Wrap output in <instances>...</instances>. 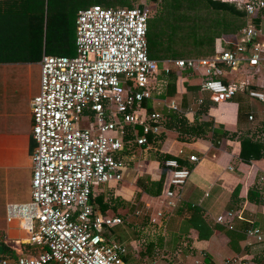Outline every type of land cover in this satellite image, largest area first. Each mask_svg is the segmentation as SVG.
<instances>
[{"label": "built area", "instance_id": "built-area-1", "mask_svg": "<svg viewBox=\"0 0 264 264\" xmlns=\"http://www.w3.org/2000/svg\"><path fill=\"white\" fill-rule=\"evenodd\" d=\"M221 1L237 4L246 15L264 10V0ZM148 17L144 6L88 5L75 17L73 55L42 53L39 90L29 107L35 143L30 198L6 203L4 208L5 221H16L26 234V244L39 250L27 249L14 257L0 252V264H126L125 247L104 235L108 226L121 219L95 210L91 185L120 180L116 153L123 149L127 127L136 145H145L147 136L160 132L165 113L146 111L142 103L154 100L152 92L157 95L164 83L159 75L168 74L171 67L198 75V90L212 104L231 99L239 90L264 104L263 91L249 89L246 80L221 79L222 69L234 70L240 62L252 69L264 64L259 28L247 24L231 49L212 55L156 60L147 56ZM203 100L200 95L196 103ZM164 107L166 113L177 110L173 99ZM83 121L89 125L75 126ZM187 159L197 161L193 154ZM162 164L169 169L163 206L172 208L179 196L171 187H181L190 170L179 164L178 156L165 158ZM258 178L264 186V173ZM162 215L163 209L158 210L147 222L155 224ZM233 216L226 211L214 221L231 229ZM244 236L247 247L261 248L264 264V229L251 224ZM234 263L248 264L245 256L226 257L217 264Z\"/></svg>", "mask_w": 264, "mask_h": 264}, {"label": "crops", "instance_id": "crops-1", "mask_svg": "<svg viewBox=\"0 0 264 264\" xmlns=\"http://www.w3.org/2000/svg\"><path fill=\"white\" fill-rule=\"evenodd\" d=\"M246 16L247 24L259 28L258 39L264 41V10ZM238 35H236V39ZM1 41L0 252L14 257L18 253L26 252L27 249L31 252L39 250L38 248L30 249L31 246L25 242L26 234L25 236L21 235L22 230L18 228L17 223L11 224L5 221L4 208L6 203L25 202L30 198L31 153L35 143L31 138L32 119L29 107L30 99L39 90V60L42 53L45 52L41 51L39 54L38 48H36L37 53H35V50L26 49L18 44L6 46V43L2 44ZM29 50L31 51L29 52ZM263 66V63H259L252 69L245 65V70L235 76L233 72H237L238 68L234 70L224 68L221 79L226 82L246 80L249 89L260 90L264 93ZM182 77L184 76L177 74L173 95H160L166 85V80H163L164 83H161L159 93L156 95L155 92H152L156 99H146L142 103L146 111L157 110L165 113L158 136L172 131L175 133V138L180 141L172 139L167 146L163 147L161 153L159 151L162 148L160 147L162 141L159 142V150L156 149V146L152 151L148 149L146 155H141L152 158L147 161L146 165L141 156V160L136 159V169L141 171L144 178H148L146 180L148 195L141 196L140 200L135 198V202L131 205L126 202L129 196L121 197L119 192L114 191L115 189L100 185L91 189L90 202L95 210L102 215L117 216L121 219L119 223L106 228L104 235L109 240H113L110 238L109 230H120L118 225L129 217H134L138 221V218L143 214L140 217L141 221L134 223L131 220L130 225L134 223L137 226L138 223L145 221L148 223L147 221L151 218L149 215L155 217L150 214L149 197L152 194L162 193V190L164 192L168 188L167 180V188H164L162 184V181L169 177V169L161 165L162 155L165 153L176 155L185 163L190 174L180 187L183 190L180 189L176 193L179 199L175 202V206L172 208L163 206L162 224H165V217L168 220L176 217L179 219L181 228L185 229L187 235L192 239L193 246L197 251L195 253L198 256L193 260L196 264H217L213 261L214 256L212 255L216 253L218 256V251H221L220 245L227 246L229 250H226L225 254H219L221 256L219 263L226 257L242 258L245 256L248 264H261L262 250L257 246L251 249L245 245L244 230L251 224L264 229V194L262 193L264 186L258 178L260 174L264 173V149L262 148L264 146V104L257 98L247 96L252 102L259 101L261 107L256 117L248 112L244 120L238 111L239 106L237 107L236 101L233 100L235 94L231 99L216 104L224 106L219 110V123H216L209 114V107L213 104L207 100L204 93L198 90L199 76L190 72V76H185L183 80ZM187 86H194L195 90L191 91ZM243 91L245 92V90ZM200 95L204 96V100L203 103L197 104L196 98ZM169 99L176 102L177 110L166 113L164 104ZM252 102L251 104H254ZM145 104L149 107L147 108ZM176 114H180L184 120V127L179 131L177 124L169 121L170 117ZM156 138V136H147L146 144L158 143ZM243 138H250L259 144V152L262 155L247 160L240 159V141ZM145 145H136L131 140L129 145H124L123 149L116 153V158L119 162L123 159L129 161L131 159L129 156L136 154L139 150L143 152ZM179 150H182L181 154H178ZM243 153L248 155L246 151ZM189 154L195 155L197 161H189L187 159ZM147 165L149 166L147 167ZM133 169H121L119 181L125 178L122 181L128 183L129 179L134 177V175L131 176V173L135 172ZM145 174L149 177H145ZM202 203L205 208L201 206ZM191 207L197 208L200 219L208 228H216L215 225L218 224L214 221L216 215L230 211L234 215L232 217L233 227L231 229L223 227L220 230L213 228L212 234L206 240H198L197 230L190 227L189 224V227L184 224L191 214ZM256 221L258 224L255 223ZM229 231L231 234L228 235ZM113 241L116 242V240ZM211 241L212 244H210ZM20 244H24L26 250H23ZM135 257L138 256L135 255Z\"/></svg>", "mask_w": 264, "mask_h": 264}, {"label": "trees", "instance_id": "trees-1", "mask_svg": "<svg viewBox=\"0 0 264 264\" xmlns=\"http://www.w3.org/2000/svg\"><path fill=\"white\" fill-rule=\"evenodd\" d=\"M55 1V0H54ZM57 4L53 7L58 8L59 12L56 10H51V30L49 31V37L58 40L61 44L60 52L57 55H68L71 56L74 53V48H72L70 41L73 36L74 44V21L79 8H73L69 1L66 0H57ZM63 1V3H62ZM120 4L110 5L106 4V0H91V4H99L102 7H132L139 6L142 7V4H129L126 3V0H117ZM155 1V0H150ZM49 0H46V8L48 6ZM89 4V5H91ZM88 6V5H87ZM63 7V8H61ZM199 10H209L214 11L218 15V20L213 22L209 20L208 24L206 23L207 29H210L209 34L205 32V37L202 40H205V43L208 46L205 48L199 49L200 46V33L196 30L191 32L189 29L184 30L182 33L179 29V25L184 24L190 25L191 22L195 20L198 21ZM162 11V12H161ZM161 16L159 15L158 20H154L151 17L147 19V31H146V42H147V56L156 59H173L180 58L178 55L179 46L176 47L180 41L177 38L184 36L189 39V43L195 47V51H200L203 55H212L223 51L224 49H231L234 46L236 35L239 34L242 28L248 23V19L245 11L242 7H239L237 4L221 0H164V8L160 10ZM198 13V14H197ZM47 17V12H45ZM220 15V18H219ZM201 16V15H200ZM203 17V15H202ZM43 0H0V40L2 44L9 46L11 44H18L23 46L26 49L30 48L35 50V53H41V37H42V22H43ZM203 19V18H201ZM190 22V23H189ZM196 22V21H195ZM194 22V23H195ZM254 22V20H251ZM159 25V31H155V25ZM170 27L172 31L167 32V38L165 41H161L163 36L161 35L165 27ZM48 21L45 20V38L47 37L48 31ZM47 39V38H46ZM169 39V40H168ZM174 40L177 42L174 46L172 42ZM165 43V46L162 44ZM197 46V47H196ZM29 50V52L31 51ZM46 48L44 47V52ZM46 54V53H45ZM179 72V73H178ZM162 74V71H161ZM177 74L182 76H190L189 70H178L174 67H171L168 74H163L164 80H166V85L163 90L160 92V95L171 96L175 92V80ZM188 87V86H187ZM189 90L194 91V86H189ZM146 105V104H145ZM148 108L149 106L146 105ZM169 121H173L178 126V131L184 127V120L180 114L171 116ZM130 127H127L126 132L123 136L124 145H129L132 140L130 134ZM123 145V146H124ZM262 147V145H261ZM264 149V146L262 147ZM260 145L257 144L250 138H243L240 141V152L239 156L242 160H247L249 158H256L262 153L259 152ZM243 151L248 152V155H245ZM176 157V155L165 153L161 158ZM180 165H185L183 161L178 159ZM261 202V200H259ZM190 215L187 219L190 227L197 230V239L206 240L213 232L214 229L220 230L223 229L221 225H215L216 228H208V226L200 219L198 210L196 207L190 208ZM231 234L229 231L228 235ZM229 239L231 240L230 236ZM126 255V254H125ZM123 256V259H126V256Z\"/></svg>", "mask_w": 264, "mask_h": 264}, {"label": "rangeland", "instance_id": "rangeland-1", "mask_svg": "<svg viewBox=\"0 0 264 264\" xmlns=\"http://www.w3.org/2000/svg\"><path fill=\"white\" fill-rule=\"evenodd\" d=\"M67 1H69V4L73 8H79V10L91 4V0H66V2ZM57 2H58L57 0L55 1L49 0L48 6L46 8V0H43V18H42L43 22H42V37H41L40 47H41V51L43 52H44V47L46 48V51H45L46 54H59L60 48H61L60 43L62 42H59L58 40H54L49 37V31L51 30L50 23L52 19L50 11L56 10L59 12L60 7H58L57 9L53 7L55 4H57ZM126 3H129V4L131 3L133 5H136L137 3L142 4V6L149 9V17L153 18L154 20H158L159 15L161 16L160 10L164 8V0H155V1L126 0ZM106 4L115 5V4H120V3H118L117 0H106ZM120 5H123V4L121 3ZM197 11L199 13L198 21L195 20L196 21V22L194 21L195 23L189 22L190 25L189 24L186 25L185 24L186 22H183L184 24L179 25V29L182 33L186 29H189V30L191 29L190 30L191 32H193L194 30L198 31L201 35V36H198L200 37L199 40H201L200 41L201 47H198V48L201 49V48H205V46H208V44L205 43V40H202L205 37L204 35L205 32L208 30L206 26V23L208 24L207 20L210 19L211 22L218 20V15L214 11H209V10L200 11L199 7H197ZM45 12L48 13L47 17H46ZM219 18H220V15H219ZM46 19L48 21V27H46V30L48 31V34L46 37L47 39L45 38V35H44ZM203 20L206 22V23L204 22V26H203ZM157 30L159 31L158 24L155 25V31ZM168 31H172V29H170L169 26L165 27L164 31L161 32L162 33L161 35L162 36L164 35L161 40L162 42L165 41L166 38L168 37L167 36ZM209 32H210V29L207 31V34H209ZM177 39L180 41V43L176 45L177 42L174 40L176 47L180 45L179 46L180 51H178L177 56L181 58L206 56V55H203L200 51H195L194 50L195 47L192 44H190L189 39L185 38L184 36H180V38H177ZM170 41L172 42V39ZM174 42H172L173 46H174ZM70 44L72 48H74L73 36L70 41ZM162 45L165 46V43H163ZM245 65L246 63L240 62L239 65L235 68V69L238 68V71L233 72L234 76L238 73H239L238 75H240L242 71L245 70ZM183 78L184 77H182V80ZM149 81L155 84L157 79H149ZM233 100L234 102L236 101L235 105L237 107L239 106L238 111L240 112L243 119L245 118L248 112L252 113L256 117L261 107L260 106L261 103L259 101L254 100V102H252L251 99L247 97V95L245 94L243 90L237 91ZM251 102L254 104H251ZM222 107H224L223 104H219V105L213 104L209 107V114L211 117L214 118V121L216 123L217 122L219 123L218 113H219L220 108ZM88 125L89 123L87 122H81V123L77 122L75 126L84 127ZM159 133L156 135L157 137L156 140L158 141V143L155 142L154 145L152 143H148L145 145V147H143V150H142L143 152H140L139 150L136 154H132L129 156L131 158L129 161L123 159L119 162L120 169L131 170L134 168L133 170H135V172L131 173V176L134 175V177H131V180L129 179L128 183H125L124 181H122L125 179V178H122L121 181L118 180V181H109V182L102 183V184H92L91 189L96 188L97 186H100V185L108 186L110 188L115 189L114 191L119 192L121 197H123V195L129 196V198L126 199V202L131 205L135 202V198L137 200H140L141 196H144V197L147 196L148 193L146 191L147 190L146 180L148 178H144L143 175H141V171L136 169V164H137L136 159L141 160V157H142L141 155H146L148 153L147 152L148 149L152 151L153 148H155L154 146H156V149L159 150L158 146L160 144L159 142L161 141L162 142L160 144V147L162 148H160L161 151H159V153L162 152L163 147L167 146L169 142L172 141V139L177 142H180L175 138V133L172 131H169V133H166L165 135L162 133L160 136H158ZM142 159L144 160L145 165H146L147 161L151 160L152 158L143 156ZM154 159L156 160V158ZM148 166L149 165H147V167ZM144 176L149 177V175H146V174ZM166 180L168 183L167 178H165V180L162 181L164 188H167ZM168 187H169V184H168ZM171 188L174 194L178 193V190L180 189L183 190V188H180V187H171ZM163 193L164 192L162 190V193L152 194V196L149 197L148 200L150 202V214L155 216L156 211L163 209V205L165 203V196L163 195ZM137 196H139V198H137ZM201 206L205 208L204 203H202ZM173 215L174 213L172 214V216ZM141 216H143V214ZM140 217L138 218L139 219L138 221L135 220L134 217H129L125 219L126 220L125 222L123 221L122 223L118 225V228L120 230H113V231L109 230L110 238L111 239L113 238V240H116L117 243L123 245L126 248V251H127L125 255L126 264H196L194 263L193 260H195L198 255H196L197 253H195L197 251L195 247L193 246V243H192L193 241H191L192 239H190L189 235H187V232L185 231V229L181 228L180 226L181 223L179 222V219L177 217L172 218V220L171 219L168 220V218L165 217L164 218L165 224H162L161 218L156 217L157 220L155 224H149V223H146L145 221L142 223H138L139 225L137 224V226H135L134 223H137L142 220V218L140 219ZM149 217H152V216L149 215ZM131 220L134 221L133 225H130ZM10 223L14 224L17 222L11 221ZM255 223L258 224L257 221ZM184 224L186 227H189L188 221H185ZM21 232H22L21 235L25 236V232L23 230ZM210 244H212V241L210 242ZM20 246L23 250H26V247H24V244H20ZM220 246H221L222 252L218 251V256L216 255V253L212 255L214 256L213 261L215 263L220 262V258H221V256H219L220 253L225 254L226 250H229L227 246H224V245H220ZM35 248L36 247L34 246L30 247V249H33V250ZM135 255L138 257H135Z\"/></svg>", "mask_w": 264, "mask_h": 264}]
</instances>
